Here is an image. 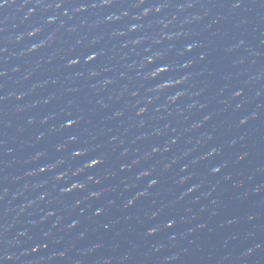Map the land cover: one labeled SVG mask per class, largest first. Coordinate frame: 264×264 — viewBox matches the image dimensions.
Segmentation results:
<instances>
[{
    "label": "water",
    "instance_id": "water-1",
    "mask_svg": "<svg viewBox=\"0 0 264 264\" xmlns=\"http://www.w3.org/2000/svg\"><path fill=\"white\" fill-rule=\"evenodd\" d=\"M57 2L17 0L12 8L0 12V72L8 73L0 77V96H24L21 101L0 102V195L8 192L0 200V229H10L0 234V249L19 232L28 231L31 241L22 239L23 247L48 244L47 252L25 258L29 264H41L42 259L45 264H102L104 257H113L116 264L121 260L124 264H163L164 258L172 255L178 257L173 264H264V247L250 257L246 255L257 244L264 246V0H193L196 7L191 9L186 7L187 0H148L144 7L160 3H167L168 7L160 16L153 14L141 20L135 19L141 11L134 7L138 0H113L107 8L92 7L102 0H64L61 9L37 6ZM236 2L241 4L238 9L233 7ZM81 5L88 10L77 13ZM29 9H35V14L25 19ZM64 11L69 16H64ZM124 11L129 15L119 22H105L107 17L122 15ZM49 16L57 18L55 25L46 23ZM168 21H172L169 34L183 32L186 37L175 41L176 50L193 42L199 45L191 56L183 57L193 62L190 95L178 106H168L164 97L149 105L147 88L153 82L144 81L131 66L139 63L146 44L160 36L161 22ZM133 24L143 25V31L128 32ZM36 27L41 29V35L35 40L15 42L16 36L26 37ZM122 32L126 34L120 35ZM138 38L145 43L133 47L132 42ZM41 41L45 47L27 54L29 46ZM93 53L98 59L85 63ZM200 56L204 59L200 60ZM70 59L80 62L70 69ZM168 60L178 62L176 53H170ZM93 72L98 75L92 77ZM106 80L112 84L105 86ZM236 90H243L244 95L234 101L231 96ZM257 92L261 93L259 97ZM225 100L229 103L225 104ZM193 102L203 104V111L189 112L188 106ZM138 103L147 108L144 117L135 114ZM237 103L243 104L240 111L235 110ZM158 108L162 110L157 111ZM253 112L259 118L240 127L239 119ZM206 114L212 115L209 123L188 131ZM49 116L55 119L42 124ZM69 119L80 123L71 130L62 128ZM141 123L144 127H140ZM40 134L45 140L37 142ZM73 134L79 135L82 143L69 145V150L79 146L93 149V155L106 159L96 175L111 174V178L100 185H90L84 193L65 196L60 191L62 186L54 182V173L32 177L26 173L61 155L67 158V152L57 153L55 146ZM207 134L213 135V145L222 148V156L194 166L192 170L203 187L195 200L187 198L175 203L181 191L174 184L175 174L180 165L199 157L211 146L196 145L200 136ZM241 136L245 137L243 141ZM173 139L177 143L169 152L142 161L140 166L156 169L160 183L151 190L152 196L139 201L133 209H125L123 202L130 193L123 192L124 181L132 183L134 172L121 173L120 166L147 154L153 146L163 148ZM233 139L237 143L229 147ZM193 147L197 151L185 160L183 153ZM125 150L126 157L121 155ZM40 151L47 153V161L30 163ZM244 152L248 153L247 160L235 164L236 156ZM173 159L177 163L165 170V164ZM221 160L228 164L225 173L231 175L230 181L208 175V169ZM41 183L46 186L40 188ZM241 183L243 188L238 187ZM257 187L261 191L255 195ZM94 189L104 191L101 199H88V192ZM41 195L46 199L41 201ZM77 200L82 201L79 208L75 207ZM28 204L32 206L25 207ZM97 208L104 210L103 215H94ZM158 210L162 211L155 221L147 219ZM49 211L56 215L41 224ZM250 214L256 220L249 222ZM169 219L176 220L175 229L162 231L154 239L145 237L149 227ZM182 219L189 222L183 223ZM72 220L79 222L78 229L68 230ZM105 224L110 226L108 231L104 230ZM201 224L205 227L201 228ZM81 231L86 233L83 240L78 235ZM48 232L51 236L45 235ZM173 233L177 236L174 242L169 240ZM56 240L61 243L57 245ZM94 244L101 245L99 252L84 260L80 251ZM154 245H162L163 250L154 254ZM65 249V261L48 260L53 253Z\"/></svg>",
    "mask_w": 264,
    "mask_h": 264
},
{
    "label": "clouds",
    "instance_id": "clouds-1",
    "mask_svg": "<svg viewBox=\"0 0 264 264\" xmlns=\"http://www.w3.org/2000/svg\"><path fill=\"white\" fill-rule=\"evenodd\" d=\"M31 0H29V3ZM113 0H102V3L99 5L93 4L92 7H104L107 8L111 5ZM17 3V0H0V12H3L6 9L12 8ZM64 0H58L55 5H44L38 4V7H43L46 9H51L55 7L56 9H61L63 7ZM148 3V0H138L136 4H134L135 8L141 9L139 14L135 17L137 20H141L144 18H148L155 14L156 16H160L161 13L165 11L168 7L167 3H160L152 5L151 7H144ZM187 8H195L196 4L193 0H187L186 4ZM233 7L238 9L241 7L240 2H236L233 4ZM87 6L81 5L76 9L77 13H84L86 12ZM35 14V9H29L27 15L24 17L28 19L32 15ZM64 16H69L68 11L63 12ZM129 13L124 11L122 15L117 16H109L106 18V23H117L119 22L122 17H127ZM176 17H173L172 20H175ZM196 19L193 17V20ZM189 21H185L188 23ZM46 23L49 25H55L57 23V18L55 16H49L46 20ZM172 21L168 22H161V34L158 38L151 40L150 43L146 44L144 47V53L141 57L138 64H133L131 67L135 69L139 74H141V78L146 82H153L150 87L147 88V92L149 93V98L147 99L146 103L151 105L155 101L160 100L161 97L165 98V101L168 106H178L179 103L184 100L186 97L190 95L188 91L189 82L192 80V68L193 62L191 60L183 59L185 56H191V54L199 47L198 43H189L185 47L180 50L175 49V41L178 39L186 38L183 32L176 33V34H169L168 30L170 29ZM75 31V29H72ZM143 31V25L133 24L130 25L128 28V32L136 33ZM120 35H125L126 33H119ZM41 35V29L39 27L33 28L32 30L28 31L25 37V34H20L16 36L15 42L21 43L24 41L25 38L28 40H35L37 37ZM168 42L165 44V42ZM52 42V38L49 37L48 43ZM96 41H93L95 44ZM142 43H145L143 38H138L132 42L133 47H139ZM45 42H38L34 43L27 48V54L35 53L39 51L41 48L45 47ZM241 47L243 46V42H241ZM3 50H0L2 52ZM176 53L178 57V62L173 63L168 60V56L170 53ZM98 59V56L93 53L86 57L85 63H93ZM204 57L200 56V60H203ZM78 59H70L67 62L68 68H75L79 64ZM13 71H18V69H13ZM8 73L0 72V77L6 76ZM98 75L96 72L91 73L92 77ZM264 78V77H262ZM105 86L112 84L111 80H106ZM260 92L256 93V96H260ZM133 95H136L133 93ZM244 92L243 90H236L234 94L231 96V100H239L243 97ZM15 99L16 101H21L24 99L23 95L12 94L7 97L0 96V102L5 100H12ZM51 99H55L52 97ZM45 103H49V100H45ZM225 104H228L229 101L225 100ZM103 107H107V105H102ZM203 104L198 103H191L188 106V111H196L200 110L203 111L204 109ZM243 107L242 103L236 104V111H240ZM137 117H144L147 108L141 107L138 103L136 105ZM162 109H157L160 111ZM183 114V113H181ZM83 115V113H81ZM120 115V114H117ZM259 118V114L257 112H253L249 115L243 116L239 119L238 125L240 127L248 126L252 121H255ZM54 116H49L44 118L41 123L44 125H48L51 120H54ZM212 119L211 114H206L202 117L201 120L194 122L193 126L188 129V131H195L196 129L203 128L205 124L209 123ZM31 123V121H30ZM80 121L78 119H69L66 123H64L61 127L65 129H73L76 127ZM140 127H144V124L141 123ZM87 130H85L86 132ZM158 135H162V133H157ZM241 141L245 139L244 136L239 138ZM37 142H41L45 140V136L40 134L36 137ZM214 137L211 134L201 135L200 138L197 140V146H205L211 145L207 147V150L203 152L199 157L192 158L189 162L184 163L179 166L178 172L175 174L174 184L181 188V191L177 197L175 203H182L187 198L196 199L197 194L200 192L203 184L199 182L196 173L192 170L194 166H198L203 161H213L218 157L222 156V148L213 145ZM116 142V137L112 138V143ZM82 141L79 135H70L66 137L63 143H59L55 146V151L57 153H65L67 152V158L63 155L59 156L53 161H47V153L44 151L37 152L29 161L30 163H37L40 161H47L43 164H40L39 167L32 169L26 173L28 177L32 176H46L48 173H54V182L58 185H61L60 188L62 195H70L72 193H84L88 191L90 185H100L103 180H107L111 178V174H106L103 177L97 176L96 173L100 169L105 166L106 159L101 155H93V149L87 146H79V147H72L69 150V145H81ZM177 143L176 139H173L170 144L165 145L163 148L159 146H153L147 154L143 156H137L136 158L132 159L130 162L122 164L119 168L121 173H133V182L129 183L127 179L124 181L123 192L130 193V195L124 200L123 207L125 209H133L137 206V203L141 200L149 199L152 196V191L158 187L160 181L159 178L155 175L156 169L151 167H140L142 161L151 160L156 156L163 155L171 150V147ZM191 143V141L189 142ZM237 140L233 139L229 143V147H235ZM197 151V147H193L183 153V158L187 160L189 157L192 156V153ZM122 156L128 155V150H125L121 153ZM248 158V153H240L236 156L235 164H241L245 162ZM79 162V163H77ZM177 161L175 159L171 160L170 162L165 164V170L172 169L173 165H175ZM228 167V164L221 160L218 163L213 164L208 169V175L212 177H221L223 176L224 180L230 181L232 179L231 175L225 173V169ZM59 169V171H57ZM135 170V171H134ZM251 179V177L249 178ZM139 184H143V188H138ZM46 184L41 183L39 185L40 188H44ZM238 187L243 188V183L239 184ZM133 189H137L133 191ZM27 191V188H25ZM261 189L257 187L254 190L255 195L260 193ZM8 192L7 190L4 191L3 195H0V200H3L7 197ZM104 195L103 190L94 189L88 192V199L90 200H99ZM209 196L212 195L211 192L208 193ZM17 196H13V199H17ZM41 201L46 199L45 195H41L39 197ZM114 203V201L112 202ZM82 204V201L77 200L75 202V207L79 208ZM31 204L26 205L25 207H31ZM204 211L205 209H201ZM103 209L97 208L94 211V215L99 217L103 215ZM160 211L158 210L152 212L150 215L147 216V219L150 221H155L157 217L160 215ZM24 209L20 210V214L22 215ZM55 212L49 211L44 219H41L40 223L43 224L46 222L47 218L55 216ZM249 222L256 220L255 215H249L247 217ZM183 223H188L189 221L186 219H182ZM59 221H57V224ZM230 223H234V221H230ZM177 226L175 219H169L164 224H157L152 227H149L145 232L146 238H155L157 237L162 231H171L175 229ZM80 227V224L77 220H72L68 225V230H75ZM104 230L108 231L110 226L108 224L103 225ZM201 228H204L205 225L201 224ZM4 231H10V229L4 228L0 229V234ZM46 236H51V233L48 232L45 234ZM79 239L83 240L86 238V233L81 231L79 232ZM22 239L25 242H30L31 237L28 231H21L18 235L11 240L6 242V247L0 249V264H29V261H26L25 258H31L34 256H39L41 252L48 251V244H34V246L30 248L23 247ZM177 236L176 234H171L169 236V240L174 242L176 241ZM55 243L59 245L61 243L60 240H56ZM175 247V244L172 245ZM101 245L94 244L88 249H84L80 251V256L87 260V258L97 252H99ZM261 244H257L255 249H249L246 253L247 256H252L253 252L256 250L262 249ZM16 249H20L19 252ZM163 250V246H156L152 247V252L154 254H159ZM68 257V250H61L58 253H53L48 257V260H59L65 261ZM124 259H127L125 257ZM146 259H150V257H146ZM178 259L177 256H167L164 258L163 264H173L174 261ZM225 260L227 257L224 258ZM243 259V257H241ZM41 264H45L43 259L41 260ZM102 264H116L115 259L113 257H104ZM119 264H124V260H121Z\"/></svg>",
    "mask_w": 264,
    "mask_h": 264
}]
</instances>
